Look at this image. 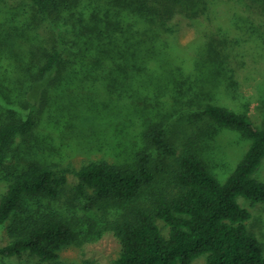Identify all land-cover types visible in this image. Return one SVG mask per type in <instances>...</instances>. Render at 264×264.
I'll list each match as a JSON object with an SVG mask.
<instances>
[{
    "label": "trees",
    "instance_id": "16d2710c",
    "mask_svg": "<svg viewBox=\"0 0 264 264\" xmlns=\"http://www.w3.org/2000/svg\"><path fill=\"white\" fill-rule=\"evenodd\" d=\"M28 6L30 16L0 30V47L10 53L8 58L4 51L10 83H26L29 102L25 118L0 123V172L14 140L32 132L37 102L53 86L84 85L87 99L114 113L131 114L126 101L145 102L148 94L157 98L169 90L188 92L197 105L205 98L199 91L226 83L247 53L264 55V0H28ZM181 22L198 32L186 46L172 38ZM182 67H200L208 80L185 77ZM100 89L105 99L98 98ZM203 109L214 123L250 140L223 183L193 145L177 151L167 143L160 122L149 124L147 146L127 164L95 159L72 169L32 161L8 180L0 197V223L9 220L12 237L0 256L26 253L42 264H67L60 252L80 243L76 219L41 204L59 199L72 172V199L116 207L112 219L88 231L93 241L105 233L119 241L114 264H190L203 254L206 264H264V248L247 227L250 212L236 200L264 201V182L252 177L264 157V118L257 126L247 114L214 101ZM150 149L172 159L155 184ZM26 199H37L38 207L22 211Z\"/></svg>",
    "mask_w": 264,
    "mask_h": 264
},
{
    "label": "rangeland",
    "instance_id": "374dc122",
    "mask_svg": "<svg viewBox=\"0 0 264 264\" xmlns=\"http://www.w3.org/2000/svg\"><path fill=\"white\" fill-rule=\"evenodd\" d=\"M26 16H30L28 0H0V30ZM3 23L6 25L2 27ZM197 35L195 25L181 22L172 38L178 45L186 46ZM4 51L9 58V51ZM4 51L0 47V63L4 66L0 67V123L25 118L29 113L26 83L16 86L10 83L11 61ZM247 54L243 58L242 67H232L231 79L228 78L226 83L218 84L217 89H206L203 93L199 91V96L203 98L204 95L205 98L198 101L197 105L194 100L190 104L188 92L183 95L181 91L169 90L157 98H154V93L148 94L145 102L135 99L138 102L130 105L126 101L124 106L130 108L131 114L126 109L114 113L112 108L105 109L100 103L87 99L84 85L77 88L65 85L51 87L41 102H37L38 106L33 112L32 132L27 136L17 137L12 144L11 154L0 172V197L7 188L8 180L32 161L72 169L95 159L127 164L137 150L147 146L144 132L154 122L163 124L167 143L172 144L177 151L193 145L205 160L209 171L223 183L242 158L250 140L239 131L210 120L204 114L203 103L214 101L247 114L257 126L261 124L264 118V55L258 52ZM199 68L182 67V70L185 77L208 80L202 71L199 72ZM105 97L104 90L100 89L98 98L101 100ZM98 107L102 109L99 110ZM149 154L156 177L155 184L166 173L172 159L153 149H150ZM66 174L67 182L59 199L55 202L43 199L41 204V207L50 205L62 211L67 210L69 216L76 219L74 223L77 224L76 232L80 236V243L64 248L60 252V260L67 264H82L85 260L97 264H114L113 261L121 250L119 241L110 233L93 241L92 232L88 231L90 228L95 230L105 220L112 219L115 205L100 202L102 205L90 206L85 199H72L77 179L72 172ZM252 177L264 182V157ZM236 200L250 212L247 227L264 248V201L252 203L242 196H237ZM37 201L26 199L21 210L38 207ZM158 223L163 225L162 221ZM8 224L9 220L0 223V247L12 239ZM166 232L164 227L163 233ZM0 264L42 263L25 253L14 257L0 256ZM190 264H206L205 255L197 256Z\"/></svg>",
    "mask_w": 264,
    "mask_h": 264
}]
</instances>
